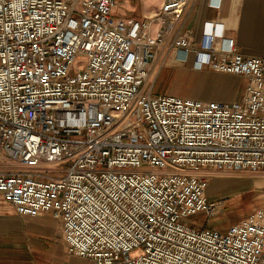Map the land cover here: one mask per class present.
Segmentation results:
<instances>
[{
    "label": "built area",
    "instance_id": "obj_1",
    "mask_svg": "<svg viewBox=\"0 0 264 264\" xmlns=\"http://www.w3.org/2000/svg\"><path fill=\"white\" fill-rule=\"evenodd\" d=\"M191 2L136 20L116 0H0V196L59 219L70 254L264 264V206L219 229L225 201L207 193L212 171L264 170V58L239 53L221 22L190 40ZM169 59L245 79L243 99L154 94Z\"/></svg>",
    "mask_w": 264,
    "mask_h": 264
},
{
    "label": "crops",
    "instance_id": "obj_2",
    "mask_svg": "<svg viewBox=\"0 0 264 264\" xmlns=\"http://www.w3.org/2000/svg\"><path fill=\"white\" fill-rule=\"evenodd\" d=\"M145 1L142 0L144 3ZM162 2L163 0H159L156 6L148 8L144 4L143 9H137L131 0L122 2L116 0L114 13L123 19L142 20L143 17L159 11ZM207 21L223 23L225 36L234 41L239 53L264 58V0H222L218 8L212 7L210 0H192L184 17L181 33L190 30V40L199 43L203 25ZM157 26V22L154 23V30ZM168 63L173 64V59H169ZM186 68L183 70L194 69L202 73L207 70L194 66L192 61ZM211 77V80L224 82L227 76H223V79L218 76ZM228 81L230 85L226 88L217 86L207 90L211 96H203L199 100L204 98L206 99L204 101H209L211 99L207 97L230 92L231 90L226 92L227 88H233L237 79L228 77ZM234 93L233 89L230 95ZM0 264H95V262L68 252L62 240L59 219L46 212L19 215L14 206L0 196Z\"/></svg>",
    "mask_w": 264,
    "mask_h": 264
},
{
    "label": "rangeland",
    "instance_id": "obj_3",
    "mask_svg": "<svg viewBox=\"0 0 264 264\" xmlns=\"http://www.w3.org/2000/svg\"><path fill=\"white\" fill-rule=\"evenodd\" d=\"M118 1L122 2L123 0ZM131 2L137 7V9H143L145 6L147 8L156 6L159 0H146L145 3L142 2V0H131ZM169 65H171V67L166 66L159 73L155 81L154 94H175L199 99L203 96L209 95L207 90L217 88V86L226 88L230 85L228 77H232L237 79V81L234 83L233 88H227L226 92L231 90L230 92L224 95L207 98L222 102H232V100L241 101L243 99L247 84V81L243 78L208 70H204L203 73L195 71L194 69L191 71L183 70L187 69V64ZM211 76L222 77L221 79L225 76L227 77H225L224 82L219 80L223 82L221 83L216 79L211 80ZM233 89L235 93L230 95L233 92ZM209 96H211V94ZM202 99L203 101L206 100L204 98ZM65 167H67V165L63 166V168ZM60 173L62 174V172ZM210 173L213 174V177L211 178L208 187L209 198L211 200L225 201L221 211L211 219L210 226L219 229H226L230 225L245 219L250 213L264 206V170H244L236 172H223L217 170ZM55 175L60 174L55 173ZM2 206H5V204H2ZM204 221V214L192 215L187 220V222H195L200 226L203 225Z\"/></svg>",
    "mask_w": 264,
    "mask_h": 264
},
{
    "label": "bare ground",
    "instance_id": "obj_4",
    "mask_svg": "<svg viewBox=\"0 0 264 264\" xmlns=\"http://www.w3.org/2000/svg\"><path fill=\"white\" fill-rule=\"evenodd\" d=\"M219 185H221V184H219ZM211 187V186H210ZM218 187V186H217ZM208 189V188H207ZM210 189V188H209Z\"/></svg>",
    "mask_w": 264,
    "mask_h": 264
}]
</instances>
